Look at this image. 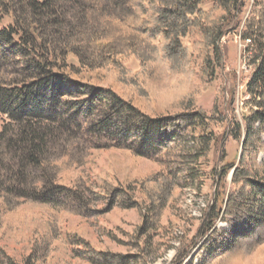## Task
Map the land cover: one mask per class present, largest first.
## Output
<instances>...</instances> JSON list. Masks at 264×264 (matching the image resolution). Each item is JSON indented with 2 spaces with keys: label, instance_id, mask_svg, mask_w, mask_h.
<instances>
[{
  "label": "trees",
  "instance_id": "16d2710c",
  "mask_svg": "<svg viewBox=\"0 0 264 264\" xmlns=\"http://www.w3.org/2000/svg\"><path fill=\"white\" fill-rule=\"evenodd\" d=\"M248 1L250 12L241 21ZM229 32L247 44L245 62L252 69L243 126L232 124L218 104L209 112L198 109L195 86L179 113L159 115L99 83L113 71L143 99L149 94L142 79L158 82L163 69L171 76L198 75L203 92L218 76L220 42ZM133 58L142 75L128 67ZM0 116L6 118L0 201L81 211L89 189L60 183L57 160L76 141L94 150L118 148L161 169L148 180L155 188L149 230L178 188L210 178L214 146L233 127L237 141L244 133L243 158L224 208L217 202L204 214L199 264L239 259L264 243V0H0ZM101 190L93 197L113 201L121 193ZM218 221L226 227L218 228ZM86 253L95 264H134L89 247Z\"/></svg>",
  "mask_w": 264,
  "mask_h": 264
},
{
  "label": "rangeland",
  "instance_id": "374dc122",
  "mask_svg": "<svg viewBox=\"0 0 264 264\" xmlns=\"http://www.w3.org/2000/svg\"><path fill=\"white\" fill-rule=\"evenodd\" d=\"M250 5L248 1L240 15L241 21L247 18ZM246 46L238 32H229L221 40V68L215 81L203 92L198 75L171 76L163 69L157 74L158 82L142 77L149 94L143 99L133 86L121 83L113 71L106 72L105 81L99 83L131 98L143 111L159 115L179 113L180 101L195 86L198 109L209 112L218 104L232 124L237 122L243 126L245 116L250 113L245 102L252 74L245 62ZM69 62L78 65L74 58ZM128 67L142 75L134 58L128 61ZM5 120L0 116V126ZM229 130L220 136L210 156L209 171H213L210 178L197 182L194 188H178L177 197L166 206L153 230H149L154 219L150 191L155 188L148 180L161 170L157 162L118 148L94 150L85 142L67 144L68 156L62 158V155L57 160L55 172L60 183L89 189V204L81 211H68L25 200L0 201V248L5 255H0V264H95L86 253L88 247L120 255L134 264H190L193 261L199 264L198 254L206 239L201 231L206 223L204 214L208 215L217 202L224 208L223 202L232 190L234 171L243 158L244 133L237 141L233 127ZM169 160L175 169L176 160L171 157ZM262 160L259 155V163ZM247 161L252 165L250 159ZM101 187L110 191L120 189L121 193L113 201L99 200L93 196L101 193ZM216 224L218 228L226 227L221 221ZM219 264H264V243L243 250L239 259L231 260L229 255Z\"/></svg>",
  "mask_w": 264,
  "mask_h": 264
}]
</instances>
